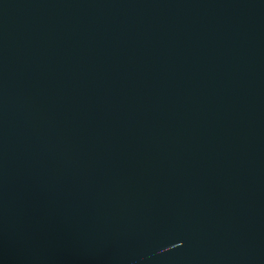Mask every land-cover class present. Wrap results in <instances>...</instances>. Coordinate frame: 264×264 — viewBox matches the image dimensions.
I'll use <instances>...</instances> for the list:
<instances>
[{
    "label": "water",
    "instance_id": "obj_1",
    "mask_svg": "<svg viewBox=\"0 0 264 264\" xmlns=\"http://www.w3.org/2000/svg\"><path fill=\"white\" fill-rule=\"evenodd\" d=\"M0 264H264V0H0Z\"/></svg>",
    "mask_w": 264,
    "mask_h": 264
}]
</instances>
